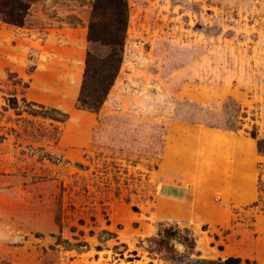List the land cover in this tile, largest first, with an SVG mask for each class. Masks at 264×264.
<instances>
[{
    "label": "rangeland",
    "instance_id": "374dc122",
    "mask_svg": "<svg viewBox=\"0 0 264 264\" xmlns=\"http://www.w3.org/2000/svg\"><path fill=\"white\" fill-rule=\"evenodd\" d=\"M25 1L22 26L0 18V264L185 254L193 223L155 213L168 151L200 196L186 214L200 252L264 263V0H127L97 111L78 104L87 52L106 50L87 40L94 0ZM161 220L178 233L163 244Z\"/></svg>",
    "mask_w": 264,
    "mask_h": 264
},
{
    "label": "trees",
    "instance_id": "16d2710c",
    "mask_svg": "<svg viewBox=\"0 0 264 264\" xmlns=\"http://www.w3.org/2000/svg\"><path fill=\"white\" fill-rule=\"evenodd\" d=\"M29 7V2L25 0H0V18L6 23L22 26ZM92 7L87 40L91 47L98 44L106 50L102 56L94 55L93 50L87 52L78 104L84 109L97 111L106 99L122 61L124 35L128 24V3L127 0H94ZM50 109L59 115H52L51 118L58 121L66 119V113L53 107ZM257 147L260 152L264 153V138L258 139ZM156 227V237L154 238L156 243L163 244L165 236L176 237L178 235L177 231L161 228L162 220L156 223ZM184 230L186 232L184 240L186 241H179V243L186 246L188 251L173 258L169 263L159 264H240L239 257L229 256L226 259L201 257L200 252L196 249V234L191 227H185ZM102 232L110 234L108 231ZM64 243L70 245L66 240ZM76 245H86V243H77Z\"/></svg>",
    "mask_w": 264,
    "mask_h": 264
},
{
    "label": "crops",
    "instance_id": "0c3cea01",
    "mask_svg": "<svg viewBox=\"0 0 264 264\" xmlns=\"http://www.w3.org/2000/svg\"><path fill=\"white\" fill-rule=\"evenodd\" d=\"M159 174V185H158V192L155 198V213L160 218L166 217H174L181 219L187 223H193L191 228L194 232H196L194 220H191L189 217L186 216L187 210L190 206H194L196 204V200L200 199L198 193L195 192L196 184L189 183L187 180L190 176L186 177V160H179L175 159L174 161L170 157V152H166L162 159V163L158 169ZM234 171H232L231 175H234ZM186 177V178H185ZM188 181V182H187ZM193 200V201H192ZM200 206V205H198ZM201 216V220L199 223L205 221L203 217V213L199 214ZM206 222V221H205ZM196 249L200 252L203 251L200 249L198 244V238L196 239ZM200 256L204 258H212L204 255L200 252ZM235 257H240L239 255H233ZM225 259V256L215 257ZM248 264H264L256 261H252L249 259Z\"/></svg>",
    "mask_w": 264,
    "mask_h": 264
}]
</instances>
